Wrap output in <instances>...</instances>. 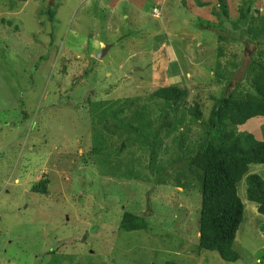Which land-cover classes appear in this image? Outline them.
I'll return each mask as SVG.
<instances>
[{"label":"rangeland","instance_id":"rangeland-1","mask_svg":"<svg viewBox=\"0 0 264 264\" xmlns=\"http://www.w3.org/2000/svg\"><path fill=\"white\" fill-rule=\"evenodd\" d=\"M20 1L0 0V264H264V218L245 177L239 260L198 249L200 182L186 157L201 129L152 99L177 86L204 111L224 92L253 93L256 67L243 69L264 61V37L246 47L245 32L264 23V0ZM238 131L262 141L264 118ZM248 175L264 181V165ZM42 179L49 195L32 191ZM126 213L145 229L119 231Z\"/></svg>","mask_w":264,"mask_h":264},{"label":"trees","instance_id":"trees-1","mask_svg":"<svg viewBox=\"0 0 264 264\" xmlns=\"http://www.w3.org/2000/svg\"><path fill=\"white\" fill-rule=\"evenodd\" d=\"M250 12L249 7L245 11L240 10V18L233 25L245 22ZM46 14L51 15L50 7ZM221 15L225 21L228 19L226 9L221 10ZM197 22L214 31L209 22ZM249 24L245 32L246 47L252 40L260 42V38L264 37V23L256 26L255 23ZM256 36L259 38H255ZM253 66L256 67V70H252L253 93L232 100L224 92L222 97L214 98L210 107H203L204 111L199 106L200 98L189 102L187 90L177 86L159 88L152 98L169 105L168 110L172 118H175L176 125L184 123L185 130L189 132L194 131L193 128L201 129L197 135V150L194 152L193 149H188V167L185 165L192 172L188 177H194L200 182L198 249L203 253H216L225 263L239 260L233 244L243 222L244 205L236 192L244 177L246 199L257 207L258 214L264 218V181L256 175L247 176L250 166L264 165V133L260 141L251 134L238 131L247 122L264 118V61L254 64L252 60L244 69L242 66L241 71L243 69L246 75ZM187 102L192 104L190 108L185 107ZM164 127H158L155 133ZM147 144L149 146L150 142L146 146ZM93 155L99 156L100 152L96 151ZM48 184L47 180L42 179L37 185H33L32 191L49 195ZM145 227L140 218L126 213L118 228L119 231L134 232L144 230Z\"/></svg>","mask_w":264,"mask_h":264},{"label":"crops","instance_id":"crops-1","mask_svg":"<svg viewBox=\"0 0 264 264\" xmlns=\"http://www.w3.org/2000/svg\"><path fill=\"white\" fill-rule=\"evenodd\" d=\"M117 1V0H116ZM138 1V2H137ZM166 0H148V2H146V3H149V4H151L152 5V3L154 4V5H152L153 6V8H160L161 7V5H163V3L165 2ZM178 1H180V0H178ZM117 3V5L119 4V3H121L122 4V2H116ZM144 3H145V1L144 0H134V1H132L131 3H129V4H131V5H133V6H136L137 8L138 7H142L143 5H144ZM117 5H116V7H117ZM142 5V6H141ZM188 6V8L190 9V11L192 12L191 13V15L193 16V17H197L198 19H201L202 21H204L203 19H205L203 16V14H204V11H206V8L207 7H204V6H202L203 7V9H202V7H198V6H196L194 3L193 4H191V5H187ZM116 7H115V9H116ZM155 10H157V9H155ZM157 14H158V10H157ZM157 16H159V14L157 15ZM171 17V14H170V12H168V18H170ZM190 18L191 17H189V20H190ZM194 20V19H193ZM206 20V19H205Z\"/></svg>","mask_w":264,"mask_h":264},{"label":"water","instance_id":"water-1","mask_svg":"<svg viewBox=\"0 0 264 264\" xmlns=\"http://www.w3.org/2000/svg\"><path fill=\"white\" fill-rule=\"evenodd\" d=\"M103 53L105 54V52H104V51L102 52V54H103ZM100 55H101V54H100ZM102 56H103V55H102ZM99 58H101V57H99V56H98V59H99Z\"/></svg>","mask_w":264,"mask_h":264},{"label":"clouds","instance_id":"clouds-1","mask_svg":"<svg viewBox=\"0 0 264 264\" xmlns=\"http://www.w3.org/2000/svg\"><path fill=\"white\" fill-rule=\"evenodd\" d=\"M156 12H157V10H156Z\"/></svg>","mask_w":264,"mask_h":264}]
</instances>
